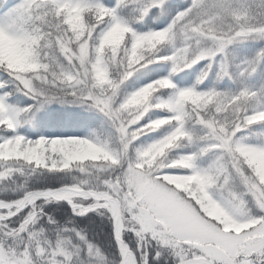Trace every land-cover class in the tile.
Wrapping results in <instances>:
<instances>
[{
	"label": "snow or ice",
	"instance_id": "obj_1",
	"mask_svg": "<svg viewBox=\"0 0 264 264\" xmlns=\"http://www.w3.org/2000/svg\"><path fill=\"white\" fill-rule=\"evenodd\" d=\"M0 264H264V0H0Z\"/></svg>",
	"mask_w": 264,
	"mask_h": 264
},
{
	"label": "trees",
	"instance_id": "obj_2",
	"mask_svg": "<svg viewBox=\"0 0 264 264\" xmlns=\"http://www.w3.org/2000/svg\"><path fill=\"white\" fill-rule=\"evenodd\" d=\"M251 43V42H250Z\"/></svg>",
	"mask_w": 264,
	"mask_h": 264
}]
</instances>
